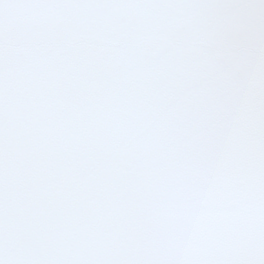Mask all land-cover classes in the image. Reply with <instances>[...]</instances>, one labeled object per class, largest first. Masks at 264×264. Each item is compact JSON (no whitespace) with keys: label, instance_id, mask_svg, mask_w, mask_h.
<instances>
[{"label":"snow or ice","instance_id":"1","mask_svg":"<svg viewBox=\"0 0 264 264\" xmlns=\"http://www.w3.org/2000/svg\"><path fill=\"white\" fill-rule=\"evenodd\" d=\"M0 264H264V0H0Z\"/></svg>","mask_w":264,"mask_h":264}]
</instances>
